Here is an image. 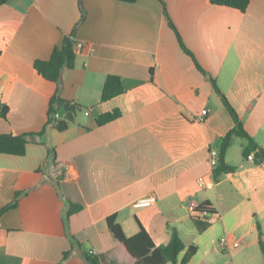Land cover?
<instances>
[{
    "label": "crops",
    "instance_id": "crops-1",
    "mask_svg": "<svg viewBox=\"0 0 264 264\" xmlns=\"http://www.w3.org/2000/svg\"><path fill=\"white\" fill-rule=\"evenodd\" d=\"M164 3L205 73L180 47L159 0H81L82 20L78 0L0 4V104L8 108L0 133L42 129L57 84L33 62L72 31L82 42L59 85L79 106L68 127L29 137L22 156L0 153V209L19 192L0 216V264H87L82 250L100 255L99 264H132L108 229L111 215L126 236L142 226L156 245L175 228L185 245L178 261L197 247L187 264L264 263V160L244 158L247 140L234 136L225 155L234 171L215 180L208 161L234 126L210 78L264 149V0L244 12L210 0ZM109 75L120 77L123 92L103 101ZM115 110L117 118L97 123ZM147 196L155 202L133 206ZM206 200L217 213L199 232L188 207ZM70 204L81 209L66 218ZM223 237L238 246L221 249ZM72 239L80 247L63 257Z\"/></svg>",
    "mask_w": 264,
    "mask_h": 264
},
{
    "label": "trees",
    "instance_id": "trees-1",
    "mask_svg": "<svg viewBox=\"0 0 264 264\" xmlns=\"http://www.w3.org/2000/svg\"><path fill=\"white\" fill-rule=\"evenodd\" d=\"M124 2H135L136 0H120ZM163 6L164 15L168 21L169 26L173 29L176 38L180 47L190 55L196 66L203 72L204 70L200 67V65L195 60L192 52L185 46L180 34L178 33L175 25L171 21L164 0H159ZM211 3L217 5H224L228 7H232L244 12L250 2V0H210ZM6 0H0V4H3ZM80 10H81V19H83V9L81 6V0H78ZM74 33L67 35L63 38L60 45L54 47L51 52V55L46 60L37 59L33 62V67L35 70L45 79L52 81L57 84L56 91L51 96L48 104L47 110V120L39 132H26L22 134H11V133H0V153L4 154H12L22 156L26 152V143L29 137L32 136H43L48 127H54L58 131L65 130L70 122L73 120L79 106L73 105L70 102L64 100L59 94V85L61 83V74L64 68H72L74 66L75 60V52L73 49V39ZM215 91L220 95L223 105L226 107L228 112L230 113L234 126L220 139L218 145V164L213 168L214 179L217 180L221 174L226 172H231L235 170V167L229 165L225 161V155L228 147L231 144L232 138L234 136L242 137L247 140V144L243 149V157L247 158V156L255 151V163H259L264 160V149L258 147L256 142L248 135L246 130L243 127V124L234 109V107L230 104L227 97L221 92V90L217 87L215 80L210 78ZM123 92V87L121 83V79L116 75L107 76L103 88L101 99L103 101L108 100L115 95H118ZM64 105L65 112L60 119H56L55 112L58 108V105ZM7 106L4 104H0V117L6 118L7 114ZM120 113L115 110L113 112H108L100 115L97 118V123L102 125L108 121H111L117 118ZM49 156L53 158L54 149L51 148L48 150ZM19 192H16L14 199L3 206L0 209L1 214L10 209L14 208L17 205ZM81 209L80 205L70 204V207L66 213V218ZM216 208L209 201L206 200L200 203L196 208L195 215L191 216L192 221L194 222L197 230L199 232L204 231L209 227V222L206 220L207 215L216 214ZM107 226L109 231L112 233L114 238L119 242L120 248L122 249L124 255L128 258L129 262L132 264H187L191 257L196 253L197 247L194 244H191L187 247L184 255L178 261V256L185 249V245L178 233V231L173 228L170 231V240L165 245H156L148 232L140 226L139 231L133 236H126L121 229L119 223L116 222L115 215L108 216ZM258 237L259 244L261 250L264 255V243L262 240V232L260 226L258 224ZM73 247H80V244L72 239L71 249L63 252V257H67L73 251ZM82 257L84 258L87 264H99L100 255L94 254L92 251L82 250ZM264 264V263H263Z\"/></svg>",
    "mask_w": 264,
    "mask_h": 264
},
{
    "label": "built area",
    "instance_id": "built-area-1",
    "mask_svg": "<svg viewBox=\"0 0 264 264\" xmlns=\"http://www.w3.org/2000/svg\"><path fill=\"white\" fill-rule=\"evenodd\" d=\"M81 48H82V42L74 41V43H73L74 51H78ZM206 113H207V110H203L202 111V115H205ZM218 158H219L218 149L217 148H211L209 150V152H208V161H209L210 166H212L214 168L218 164ZM247 159L248 160H252V161L255 162V151L251 152L247 156ZM198 182H199V184H202L201 180H199ZM154 202H155V197L154 196H147V197H142V198H139V199L135 200L133 202V206H135V207L148 206V205H150V204H152ZM197 206L198 205L194 201H191L190 204H189V207H188L189 211L192 212V213H196ZM218 244H219V247L221 249H224V250L225 249H230L231 247H237L238 246L237 242L233 243L232 245L229 244V241H228V239L226 237L221 238L219 240Z\"/></svg>",
    "mask_w": 264,
    "mask_h": 264
},
{
    "label": "water",
    "instance_id": "water-1",
    "mask_svg": "<svg viewBox=\"0 0 264 264\" xmlns=\"http://www.w3.org/2000/svg\"><path fill=\"white\" fill-rule=\"evenodd\" d=\"M64 112H65L64 105L62 104L58 105V108L56 109V112H55L56 119H60L63 116Z\"/></svg>",
    "mask_w": 264,
    "mask_h": 264
}]
</instances>
